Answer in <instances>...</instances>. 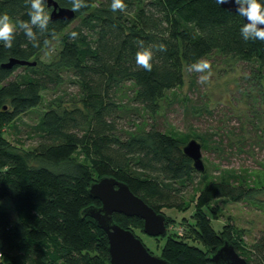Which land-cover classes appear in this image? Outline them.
<instances>
[{
    "label": "trees",
    "instance_id": "obj_1",
    "mask_svg": "<svg viewBox=\"0 0 264 264\" xmlns=\"http://www.w3.org/2000/svg\"><path fill=\"white\" fill-rule=\"evenodd\" d=\"M54 1L79 10L70 21L52 20L42 0L46 25L29 24V37L18 22L13 46L0 40V125L55 95L32 128L36 146L0 134V201L8 198L13 210L0 205V264H111L106 232L84 213L101 205L89 188L103 177L126 183L166 216L160 256L169 264H214L210 258L225 240L247 264H264V231L250 248L231 224L212 225L214 200L241 202L257 189L208 178L183 153L189 139L158 124L168 92L201 59L246 66L241 79L264 99V41H245L244 18L216 0H124L126 9L115 12L112 0ZM30 8L31 0H0V15L14 22L29 21ZM139 50L152 51L151 71L137 65ZM11 59L35 65L5 67ZM65 81L76 93L58 94ZM198 179L194 213L180 221L185 232L179 235L169 230L176 223L164 209L185 211L183 195ZM114 220L140 238L142 219L114 214Z\"/></svg>",
    "mask_w": 264,
    "mask_h": 264
},
{
    "label": "rangeland",
    "instance_id": "obj_2",
    "mask_svg": "<svg viewBox=\"0 0 264 264\" xmlns=\"http://www.w3.org/2000/svg\"><path fill=\"white\" fill-rule=\"evenodd\" d=\"M204 60L211 63L210 78L204 81L209 70L199 71L197 67L186 70L184 83L168 92L158 116V124L162 130L173 132L177 138L201 142L208 178L216 181L226 178L233 185L244 184L245 187L257 189L253 198H245L241 202L214 200L211 206L217 217L214 219L210 214L216 230L224 223L231 224L241 234L245 245L251 248L264 231V99L261 92L252 88L247 80L241 79L247 75L246 66L237 62L233 66H226L221 64L219 58ZM76 91L73 85L65 81L58 94H74ZM53 96L46 94L39 109L10 125H0V134L13 144L17 145L20 140L27 147L36 146L37 139L31 135L32 128L39 122L40 115ZM200 187L202 183L198 179L184 193V201L189 204L185 211L164 209L165 214L176 223L169 225V230L179 235L185 232L180 221L184 217L191 221L194 213L192 201ZM0 205L13 213L8 198L0 201ZM117 218L120 223H126L123 216ZM137 234L153 255L160 256L165 237H150L140 228Z\"/></svg>",
    "mask_w": 264,
    "mask_h": 264
},
{
    "label": "water",
    "instance_id": "obj_3",
    "mask_svg": "<svg viewBox=\"0 0 264 264\" xmlns=\"http://www.w3.org/2000/svg\"><path fill=\"white\" fill-rule=\"evenodd\" d=\"M43 1L49 8H52L50 15L52 20L70 21L74 18L75 13L71 9L59 7L54 0ZM221 6L234 13H237L241 7L236 0H230ZM244 20L246 23L249 22L245 18ZM259 27L264 28V25ZM15 64L35 65L34 62L11 59L5 67L10 68ZM182 149L192 161L193 167L203 172L205 165L202 159V144L196 139H191ZM89 194L93 199L99 200L101 205L89 207L84 213L93 218L98 227L106 232L111 264H169L161 256L153 255L130 229L121 227L114 220V214L138 217L144 222V233L150 237H164L167 232L164 214L155 212L143 199L136 196L126 183L113 177H103L91 184ZM210 259L214 264H247L227 240Z\"/></svg>",
    "mask_w": 264,
    "mask_h": 264
},
{
    "label": "clouds",
    "instance_id": "obj_4",
    "mask_svg": "<svg viewBox=\"0 0 264 264\" xmlns=\"http://www.w3.org/2000/svg\"><path fill=\"white\" fill-rule=\"evenodd\" d=\"M216 2L218 4H224L230 2V0H216ZM25 3L28 5L29 0H25ZM236 3L241 5L237 13L249 21L241 28V35L244 40L248 41L252 38H258V40L264 41V28L259 27L260 25H264V4L260 0H236ZM244 5H247V7H244ZM126 7L124 0H112L111 10L113 12L116 9L124 11ZM44 8L45 6L42 7V0H31V8L28 13L30 17L29 21L14 22L7 13L0 15V40L5 41L4 46L6 48L13 46V40L18 32V22L20 27L26 29L24 34L29 37L32 35V29L29 27V24L36 25L39 23L41 26L46 25L50 16L44 12ZM78 10L79 6L72 7V11ZM71 35L75 37L77 33L72 32ZM159 50H166L165 46L160 45ZM152 59L153 53L151 50H139L136 53L137 65L147 71L152 70ZM196 67L199 71L209 70L208 75L204 78V81H207L211 76V63L201 59V62Z\"/></svg>",
    "mask_w": 264,
    "mask_h": 264
},
{
    "label": "built area",
    "instance_id": "obj_5",
    "mask_svg": "<svg viewBox=\"0 0 264 264\" xmlns=\"http://www.w3.org/2000/svg\"><path fill=\"white\" fill-rule=\"evenodd\" d=\"M0 257H1V253H0Z\"/></svg>",
    "mask_w": 264,
    "mask_h": 264
}]
</instances>
